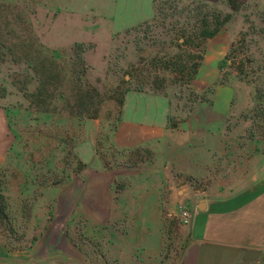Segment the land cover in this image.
Returning <instances> with one entry per match:
<instances>
[{"label": "rangeland", "instance_id": "1", "mask_svg": "<svg viewBox=\"0 0 264 264\" xmlns=\"http://www.w3.org/2000/svg\"><path fill=\"white\" fill-rule=\"evenodd\" d=\"M234 2L238 10L228 0L198 8L192 0H156L154 18L130 32H114L110 18L94 14L91 0H0V107L8 111L12 140L0 164L6 204L0 251L43 244L46 234L47 263L57 258L71 264L55 254L57 239L68 235L82 252L80 264L175 263L187 226L179 210L199 209L203 185L165 176L149 149L119 150L110 144V134L120 117V98L138 86L170 97L173 109L186 112L200 96L210 101L217 87L232 91L223 99L229 129L264 138V0ZM210 11L231 18L205 43L199 74L188 87L176 70L193 60L181 35ZM79 43L83 52L76 51ZM40 79L46 86L38 95ZM84 97L99 105L96 118L79 112ZM93 157L103 166L91 172ZM149 184L160 188L162 257L155 263L121 259L115 255L118 246L110 253L109 240L126 230L120 219L136 215L135 203L149 205L144 201L151 192L142 188Z\"/></svg>", "mask_w": 264, "mask_h": 264}, {"label": "crops", "instance_id": "2", "mask_svg": "<svg viewBox=\"0 0 264 264\" xmlns=\"http://www.w3.org/2000/svg\"><path fill=\"white\" fill-rule=\"evenodd\" d=\"M91 1L95 15L113 21L114 32L146 22L157 11L156 0ZM86 10L89 8L80 9ZM231 92L216 87L210 101L196 99L186 112L178 107L173 109L170 97L164 94L130 91L124 96L116 128L110 134V144L119 150L139 146L149 149L155 168L165 176L171 173L207 182L199 209L193 212L192 222L178 238L182 246L174 264H264V138L241 137L244 131L237 126L229 129V108L223 99H229ZM7 112L0 107V164L6 161L12 142ZM172 115L176 118L175 127L170 124ZM91 161V172L96 171L95 165L103 166L99 158L93 157ZM149 185L142 187L151 192L150 200L144 201L149 205L135 203L136 215L126 212L128 216L120 219L126 230L118 231V239L109 240L110 253L118 246L115 255L121 259L145 258L155 263L162 257L160 188ZM201 203H205L204 209L200 208ZM124 204L126 209L131 208ZM168 204L174 205L171 200ZM43 236L47 241L46 234ZM44 241L1 250L0 264H63L57 258L54 263H47L49 251ZM57 241L55 254L60 259H72L71 264H80L82 252L74 240L62 235Z\"/></svg>", "mask_w": 264, "mask_h": 264}, {"label": "trees", "instance_id": "3", "mask_svg": "<svg viewBox=\"0 0 264 264\" xmlns=\"http://www.w3.org/2000/svg\"><path fill=\"white\" fill-rule=\"evenodd\" d=\"M194 1L196 2V0H193V2ZM228 1L234 10H238L240 8L239 5L235 4L234 0H228ZM207 3L208 1H197L196 7L198 8L202 6H207L208 5ZM156 9H157V4H156ZM210 12L211 13L209 17L205 15V17L200 20V23L196 20L193 23L191 30L189 32H183L181 35L182 40H180V44L186 45L188 48H190V50L193 53V60L185 64H177L176 70L180 74H182L180 78V82L183 85H186L188 87L192 86L194 80L197 77L199 69L201 67L203 57H204L203 48H204L206 41L210 38H213L220 31V29L225 25V23L228 22L231 18V14H226L224 17L221 18L220 14L217 13L216 11H210ZM146 22H143V23H146ZM143 23H140L139 25L135 27L127 29L126 32H130L131 30L136 29L138 26H141ZM233 47H235V44H233L230 49L232 50ZM76 51L83 52L84 51L83 44L81 43L76 44ZM77 54L80 55V53H77ZM230 54H231L230 51L226 53V55L224 56V59L229 60ZM151 85L153 86V84H150V86ZM45 86H46L45 80L40 79V86L38 87V91H37L38 95L43 93ZM161 86L162 84L159 87ZM136 88L139 91H144L145 89L144 86H138ZM154 89H159V88L154 87ZM124 96L125 94H123L119 100V103L121 104V106L123 105V102H124ZM85 98L86 97L83 98V101L82 100L80 101V104H82V107L79 109V112L84 113L92 118H96L99 113V105L98 104L96 105L95 103H92ZM199 98L202 99L201 96L196 99H199ZM120 113H121V110H120ZM170 124L172 127L176 126V123L175 121H172V118H170ZM250 137H254V136L251 135ZM0 203H2L0 204V214L3 215L5 213L6 204L3 202L2 194H0Z\"/></svg>", "mask_w": 264, "mask_h": 264}, {"label": "built area", "instance_id": "4", "mask_svg": "<svg viewBox=\"0 0 264 264\" xmlns=\"http://www.w3.org/2000/svg\"><path fill=\"white\" fill-rule=\"evenodd\" d=\"M182 181L186 182L187 185L189 186H200L203 185L205 186L207 184L206 181L204 180H200V179H196V178H182ZM180 208L179 210V214L178 217L181 219V221L183 222V224L188 225L192 222L193 219V211L190 208L187 207H183Z\"/></svg>", "mask_w": 264, "mask_h": 264}, {"label": "water", "instance_id": "5", "mask_svg": "<svg viewBox=\"0 0 264 264\" xmlns=\"http://www.w3.org/2000/svg\"><path fill=\"white\" fill-rule=\"evenodd\" d=\"M214 2H215V1H214ZM200 208H201V209H204V208H205V203H201V204H200Z\"/></svg>", "mask_w": 264, "mask_h": 264}]
</instances>
